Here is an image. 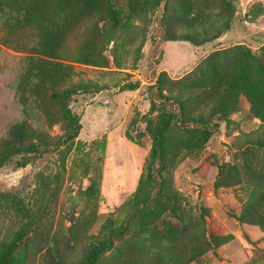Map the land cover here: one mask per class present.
I'll return each instance as SVG.
<instances>
[{
    "label": "rangeland",
    "instance_id": "rangeland-1",
    "mask_svg": "<svg viewBox=\"0 0 264 264\" xmlns=\"http://www.w3.org/2000/svg\"><path fill=\"white\" fill-rule=\"evenodd\" d=\"M146 1L122 26L109 8L62 3L29 30L40 1L27 14L0 0V150L19 123L38 137L24 166L17 153L0 167V252L19 243L11 264H86L96 240L97 264H264V0ZM158 77L186 118L227 107L208 140L171 121L152 188V132L177 109L156 98Z\"/></svg>",
    "mask_w": 264,
    "mask_h": 264
},
{
    "label": "trees",
    "instance_id": "trees-1",
    "mask_svg": "<svg viewBox=\"0 0 264 264\" xmlns=\"http://www.w3.org/2000/svg\"><path fill=\"white\" fill-rule=\"evenodd\" d=\"M35 2V0H25L21 3L17 4L16 0H12V2H15L17 4L18 9H22L24 12L27 14L29 13L28 7H26L27 2ZM40 1V3L44 7V14L40 15V19L37 21H30L26 26L29 27V30L34 29L37 24L36 23H42L44 22V18L46 15L50 13L51 18H59V13L57 12V9L60 8L59 6L63 3V6H68L71 5L69 8L72 6L77 7V11H81L82 14L84 15H90L95 11H98L100 8V5L102 7L109 8V13L111 15V19L113 20V23L120 24L121 26L125 24L126 21L130 19V17L133 15V13H136L140 10V7L142 8L145 4L148 2L146 0H128L127 2V9L126 10H120L118 7H116V1L115 0H36ZM162 0H152L153 4L155 6L160 5V2ZM51 2L52 4L50 5L49 9H47V5ZM24 4L23 7L21 4ZM73 3V4H72ZM61 9V8H60ZM124 11V12H123ZM47 29L52 30L50 27H47ZM50 32V31H49ZM52 32V31H51ZM172 39V38H171ZM50 41V43L53 41ZM47 41V42H48ZM51 65V64H50ZM63 66V65H62ZM47 67H52L48 66ZM35 73V72H34ZM36 74V73H35ZM50 76L53 78H50L51 80L55 79L56 81L59 80L58 75L52 74L49 72ZM263 81L262 84H264V76H262ZM242 82V81H240ZM249 83V82H247ZM156 92L155 96L157 99L161 100V103L165 102L166 103H172L177 107L176 110H172L171 113H164L157 126L155 127L154 131L152 132V138H153V145L151 149V157L149 162L146 165V172L143 174L144 179L146 182L153 188L154 185L156 184L157 186L159 185V179L162 181V173L164 170V165H165V133L168 130L171 121L175 123V126L178 129H181L183 131H198L202 134L204 139L208 140L216 131L219 130V122L220 121H226V115L225 110L223 109L221 105V101L217 103L219 105L218 107L221 106L220 109L216 110V113L214 116H216V120H213L212 118L210 119H204V118H197V117H192V118H186L184 117L185 115V109L183 104L178 98L175 97H170L166 96L163 94V89H162V79L158 77L156 79ZM242 86L244 90H247V93H252L253 95L257 93V91L254 89V86L250 83L245 84V82H242ZM51 97L54 99L58 98V95L56 92H52ZM152 106L157 107L155 104V101L152 100ZM59 120L65 121L63 118H59ZM69 122L68 123L65 121L66 124V137H68L69 140L74 139L81 127L79 124V119L77 116H71L70 118L67 119ZM37 137V135L34 133V131L27 125L23 123H19L15 125L9 132V138L4 144H7L8 148L6 147L5 149L0 150V167L9 161V158L17 153H22L21 161L18 162L19 166H24L27 162L24 160H27L28 158L26 155L35 147L34 139ZM38 138V137H37ZM10 158V159H11ZM141 198L139 195L136 193L134 194L133 197V202H139ZM141 202H146L144 199ZM19 248V243L17 241H13L9 244L3 245L1 252H0V264H11V259L13 257V254L15 251ZM106 250V244L102 240H96L93 242L91 247L89 248V251L87 253L85 263L86 264H97L98 260L101 259L103 256L104 252Z\"/></svg>",
    "mask_w": 264,
    "mask_h": 264
}]
</instances>
